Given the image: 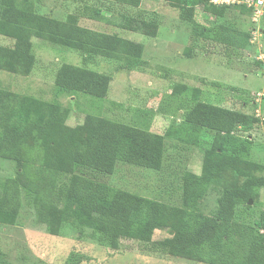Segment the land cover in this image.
<instances>
[{"label": "trees", "instance_id": "16d2710c", "mask_svg": "<svg viewBox=\"0 0 264 264\" xmlns=\"http://www.w3.org/2000/svg\"><path fill=\"white\" fill-rule=\"evenodd\" d=\"M104 1L134 8L142 3V0ZM163 1L179 10L180 19L191 25L197 39L237 51L249 50L254 45L252 30L255 28L239 31L222 24L206 27L194 18L198 6H204L215 18H223L230 8L251 18L252 8L215 5L211 0ZM100 14L101 9L86 6L79 15L99 20ZM134 20L137 18L122 16L118 27L136 32ZM154 22L145 24L144 28L152 37L157 29ZM0 35L14 40L12 49L0 50L8 58L13 53L17 55L27 73L34 61L30 52L32 37L73 49L82 55L84 62L94 57L111 58L121 50L126 69L143 64L141 44L79 26L76 16L66 23L38 16L29 0H0ZM110 82L111 77L106 74L63 64L56 73L55 93L70 97L83 93L104 99ZM185 91V85H175L171 99L179 98ZM189 101L191 108L181 123L168 126L162 135L94 115H86L81 126L60 135L62 117L58 104L32 100L29 109L24 100L17 105L7 104L0 110V119L22 114L26 127L23 131L10 127L0 132V157L12 159L16 167L14 177L0 182V222H14L23 191L36 198L37 218L52 234L58 233L62 217L72 212L81 225L90 228L93 236L112 249L118 248L119 240L127 239L150 243L171 257L188 254L199 264H264V234L261 233L264 211L255 221H249L252 210L249 201L259 197L264 188V175H249L240 187L219 192L210 214L199 210L208 184L218 174L228 170L238 172L241 165L264 171L263 165L250 159L252 138L236 134V131L248 133L260 120L255 115L199 100L198 92ZM41 111L48 112L47 120L38 116ZM202 132L212 133V140L208 148L202 149L200 174L181 172L180 206L145 198L103 181L114 174L119 163L160 171L169 160L170 145L179 151V157L183 151L199 146ZM31 133L48 139L39 148L24 144ZM41 166L45 173L40 171ZM238 206L241 207L239 215ZM173 222L177 224L174 235L152 241L154 230L169 227Z\"/></svg>", "mask_w": 264, "mask_h": 264}, {"label": "rangeland", "instance_id": "374dc122", "mask_svg": "<svg viewBox=\"0 0 264 264\" xmlns=\"http://www.w3.org/2000/svg\"><path fill=\"white\" fill-rule=\"evenodd\" d=\"M29 1L38 16L63 23L76 16L79 26L141 44L143 64L126 69L121 50L111 58L94 57L84 62L82 55L73 49L32 37L30 52L34 61L28 73L17 55L13 53L8 58L0 50V110L9 103L17 105L22 100L27 109L32 100L56 103L62 117L60 135L81 126L86 115L162 135L168 126L181 123L191 108V95L198 92L199 100L204 102L257 115L259 124L248 133L236 131V134L252 138L250 159L264 166V17L253 25L248 15L231 8L223 18H215L204 10V6L196 7L195 21L203 26L222 24L239 31L253 28L261 31V35H253L255 43L251 49L237 51L194 37L191 25L180 19L179 10L163 0H142L137 8L104 0ZM86 6L101 9V19L91 20L79 15ZM122 16L137 18L134 20L136 32L118 27ZM152 21L157 24L154 37L144 30L145 24ZM13 44L12 38L0 35V49H12ZM63 64L110 76L106 97L96 99L83 93L74 97L56 96L55 77ZM175 85H185L186 91L174 100L171 92ZM38 116L45 121L48 112H38ZM10 127L17 131L25 130L22 114L0 119V132ZM212 136L210 132H202L199 146L183 151L179 157V151L170 145L167 152L169 160L160 171L119 163L114 174L103 181L145 198L180 206L181 172L188 170L200 174L202 149L210 146ZM46 139L31 133L23 142L39 148ZM41 167L40 171L45 173V168ZM176 167L183 169L178 171ZM15 169L12 159L0 157V182L14 177ZM238 169V172L224 171L208 184L199 207L202 214L213 211L222 190L240 187L249 175H264V171L245 165ZM35 199L22 191L21 207L14 222H0V264H199L188 254L171 257L154 249L150 243L136 240L121 239L118 248L112 249L105 241L93 236L90 228L81 225L72 212L62 217L58 233L52 234L37 218ZM250 206L249 221L252 222L264 211V188ZM236 211L239 215L241 207H236ZM176 225L173 222L169 227L154 230L152 241L171 237L177 231Z\"/></svg>", "mask_w": 264, "mask_h": 264}, {"label": "built area", "instance_id": "2783aa9c", "mask_svg": "<svg viewBox=\"0 0 264 264\" xmlns=\"http://www.w3.org/2000/svg\"><path fill=\"white\" fill-rule=\"evenodd\" d=\"M211 3L215 5L237 4V5H245L247 8H252L253 14L251 16V21L254 24H257L264 14V0H211ZM254 34L261 35V31L256 28L252 30V43H255L254 42L255 38H253ZM261 233L264 234V230H261Z\"/></svg>", "mask_w": 264, "mask_h": 264}, {"label": "water", "instance_id": "95a60500", "mask_svg": "<svg viewBox=\"0 0 264 264\" xmlns=\"http://www.w3.org/2000/svg\"><path fill=\"white\" fill-rule=\"evenodd\" d=\"M249 203L251 204V201H249Z\"/></svg>", "mask_w": 264, "mask_h": 264}]
</instances>
